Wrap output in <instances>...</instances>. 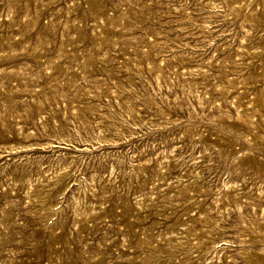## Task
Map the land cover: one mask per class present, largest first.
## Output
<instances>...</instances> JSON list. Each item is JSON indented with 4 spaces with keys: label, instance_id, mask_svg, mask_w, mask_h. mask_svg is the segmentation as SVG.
Wrapping results in <instances>:
<instances>
[{
    "label": "rangeland",
    "instance_id": "obj_1",
    "mask_svg": "<svg viewBox=\"0 0 264 264\" xmlns=\"http://www.w3.org/2000/svg\"><path fill=\"white\" fill-rule=\"evenodd\" d=\"M0 264H264V0H0Z\"/></svg>",
    "mask_w": 264,
    "mask_h": 264
}]
</instances>
